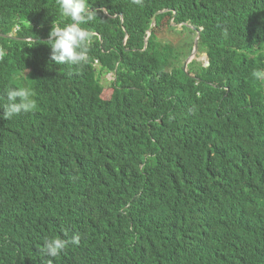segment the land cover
Instances as JSON below:
<instances>
[{"label":"trees","instance_id":"16d2710c","mask_svg":"<svg viewBox=\"0 0 264 264\" xmlns=\"http://www.w3.org/2000/svg\"><path fill=\"white\" fill-rule=\"evenodd\" d=\"M30 1L22 19L36 27L24 24L20 34L41 39L37 55L55 20L61 27L69 21L58 15L56 0ZM165 6L178 10L176 21L204 27L208 72L194 69L197 62L184 69L191 29L179 46L158 40L161 18L144 49L152 15ZM89 7L95 20L83 27L95 35L86 66L49 57L26 65L11 53L0 59V115L6 86L29 89L36 102L29 113L0 118V264H264V112L253 105L264 108V84L251 76L264 69L261 31L221 33L225 15L215 0H89ZM121 13L130 20L122 23ZM13 44L14 51L29 45ZM110 71L114 93L103 99L100 79ZM72 72L89 85H74L70 96ZM47 169L57 173L59 188L30 201L36 194L25 192L26 182L51 185ZM88 185L96 187V202L91 198L94 208L80 219L86 232L78 245L38 260L36 244H5L14 222L44 224L49 239L63 238L77 209L69 202H82ZM61 191L62 202L55 200ZM203 193L215 199L210 217L184 215L185 206L194 215L204 209Z\"/></svg>","mask_w":264,"mask_h":264},{"label":"clouds","instance_id":"9594fccd","mask_svg":"<svg viewBox=\"0 0 264 264\" xmlns=\"http://www.w3.org/2000/svg\"><path fill=\"white\" fill-rule=\"evenodd\" d=\"M215 1L219 4L225 15V19L222 23L221 33H230L233 29L237 28L253 27L260 30L262 35L264 36V21H261L259 19V13L264 12V0ZM132 3L142 6L143 0H132ZM56 4L58 15L69 22L65 23V25L61 27L56 19L49 33V37L46 38V41H48L49 45H47V47H42L43 52L35 55V52L39 49V47H41L40 44H37L38 42H41V39L32 35L20 34L21 31L24 32V24H27L31 27H36V24L31 20L28 22V20L22 19V11H32L31 9L26 7L33 6L31 1L0 0V59H3V57L11 53L16 58L25 59L26 65L49 57V59H51L55 64L58 65L67 64L70 66H75L76 68H82L86 66L90 60L89 52L93 43V36L95 35L88 28L83 27V25L89 24L95 20V13L89 7V0H56ZM127 15L128 14L126 13L120 14L122 23H124L126 19L130 20ZM167 15H169L170 17H166ZM177 16L178 10L174 9L171 6H165L161 9H158L154 13V15H152L150 26L144 37V49L147 48L152 33L158 27V23L161 22L158 19L161 18L162 26L159 28L158 33H162L163 35L172 37H169L165 41L161 40V38L159 37L158 40L166 45L173 46V44H175L179 46L185 40V38H190L186 30L191 29L195 32V35L193 34V39L196 40L197 50L195 49V43L193 44L192 50H190V52L183 57L182 63L184 64V69L188 72L190 65L194 62H197V64L193 66L194 69L200 63L201 66H203V69H201V66L198 68L202 72H208L211 68L212 61L207 48L205 46L201 48L200 44L202 36L205 35V33L203 32L204 27H198L194 25L190 20L176 21ZM11 20H14L15 24L10 31H7L5 27ZM13 40L24 41L29 45L24 50L22 49L20 51H14ZM127 50H129V48ZM183 53H185V50H183ZM201 54L203 55L202 61L194 60L195 58H197V55L200 56ZM94 64L96 65L97 61ZM77 73L79 72H72L67 78L70 81L69 86L67 87V89H69L70 96L74 95V90L72 89L74 85H89L88 79L85 76L77 77ZM105 74H112L113 76L112 79L109 80V84L113 83V81H116L115 74L112 71L104 73L103 75ZM103 75H101L100 80L104 84L102 79ZM191 76L195 75L191 74ZM251 76L255 81L264 84V69L254 70L251 73ZM109 84L107 87L113 88L112 86H109ZM105 88L106 86L104 87V89ZM76 92L79 96V91ZM5 93L6 102L3 105V112L2 115H0V118L10 120L22 113H29L36 108V102L33 99L34 93H32L27 88L18 86H6ZM102 93L100 94V96L102 95ZM113 93L114 89L108 98H103L102 96L101 98L110 99ZM73 103H76L75 98L71 100V104ZM253 105L256 111L264 112V108L257 107L255 103H253ZM15 146L16 145H11L8 152L13 151ZM256 148L259 149L261 148V146ZM262 148L264 149V147ZM261 151L263 150L252 152V156L258 155ZM44 175L45 173L42 172L40 177L43 178ZM46 177L51 185L42 184L40 188H35L33 185L26 182L25 192L27 194H36L30 201L42 200L45 197L46 193L59 188L57 187L59 178L55 171L47 169ZM90 181L91 180L87 181L89 185H91ZM89 185L85 187L87 191L82 202L77 201L76 199H72L69 202V204L75 205L77 209L73 214L68 216V225L70 228L63 234V238L53 237L49 239V237H47L43 233V228L46 227V225L44 224H36L33 227H30L19 225L14 222L10 225V228L5 236V244L15 250H20V247L24 243L36 244L39 246V253L36 257L38 260L43 258L44 256L57 259L67 250L69 245H78L82 237L84 236V233L86 232L81 229L80 219L87 208H94L91 206V198L94 200V202H96V200L94 199L96 187ZM18 193L19 189L14 187L11 191V201L16 199ZM161 193L163 197L167 196V192L165 190H162ZM203 195L204 209L199 214L194 215V208L188 209L187 206H185L181 210L182 213L196 220L209 218V214L215 204V199L213 196L207 193H203ZM66 198L67 197L65 193L61 191L60 196H58L55 200L62 202L63 199ZM99 208L101 209V207ZM19 261L20 260L17 259L16 264H19Z\"/></svg>","mask_w":264,"mask_h":264},{"label":"rangeland","instance_id":"374dc122","mask_svg":"<svg viewBox=\"0 0 264 264\" xmlns=\"http://www.w3.org/2000/svg\"><path fill=\"white\" fill-rule=\"evenodd\" d=\"M158 35L161 38V40H163V41L167 40L169 37H172V36L163 35L162 33H158ZM193 43L195 44L196 40H194ZM181 52L183 53V50ZM202 57H203L202 54L200 56L197 55V58H195L194 60L202 61ZM200 66H201V64L199 63V65L196 66L195 69L200 67ZM201 69H203V66H201ZM112 77H113L112 74H108V75L105 74V75L102 76L103 82H104V84L106 86V88L104 89V91H103V93L101 95L103 98H108L111 95V93L113 92V88L107 87L108 84H109V80H111Z\"/></svg>","mask_w":264,"mask_h":264},{"label":"water","instance_id":"95a60500","mask_svg":"<svg viewBox=\"0 0 264 264\" xmlns=\"http://www.w3.org/2000/svg\"><path fill=\"white\" fill-rule=\"evenodd\" d=\"M150 31H151V29H150ZM146 42H147V39H146ZM195 49L197 50V43H196V47H195Z\"/></svg>","mask_w":264,"mask_h":264}]
</instances>
